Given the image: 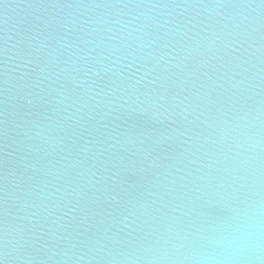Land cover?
I'll list each match as a JSON object with an SVG mask.
<instances>
[{"label": "water", "instance_id": "obj_1", "mask_svg": "<svg viewBox=\"0 0 264 264\" xmlns=\"http://www.w3.org/2000/svg\"><path fill=\"white\" fill-rule=\"evenodd\" d=\"M0 264H264V0H0Z\"/></svg>", "mask_w": 264, "mask_h": 264}]
</instances>
